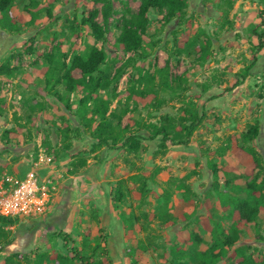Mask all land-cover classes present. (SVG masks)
<instances>
[{
  "label": "rangeland",
  "instance_id": "1",
  "mask_svg": "<svg viewBox=\"0 0 264 264\" xmlns=\"http://www.w3.org/2000/svg\"><path fill=\"white\" fill-rule=\"evenodd\" d=\"M102 1L15 0L9 12L21 19L18 32L0 28V64L9 54H20L11 63L13 76L0 77V181L32 175L47 197L43 215L0 224V264L13 253L26 255L20 264H53L55 254L67 256L72 248L98 260L106 254H92L97 243L107 250L104 264H133L128 250L138 246L144 248L138 264H172L181 254L206 251L212 244L209 229L217 222L224 229L230 226L221 206L245 196V167L232 148L255 122L259 132L252 146L263 162L257 181L264 177V48H256L255 34L264 30V0H188L181 25L165 22L163 14L151 10L142 36L147 56H137L126 66L133 53L116 46L117 27L137 12L139 0H111L105 43L82 24L91 10L98 11L96 21L103 23ZM208 42L202 59L201 47ZM24 43L31 53L22 51ZM92 46L106 54L100 68L113 77L111 86L80 106L82 92H66L61 83H54L69 99L68 110L47 94L45 79ZM162 68L167 69L170 89L160 84L157 71ZM144 74L153 75L151 83L139 81ZM129 85L152 86L161 102L144 106L130 100L117 123L109 114L123 110L119 104H126ZM100 100L108 102L106 116L116 130L136 119L176 118L187 103L201 119L187 143L166 140L165 147L159 146L160 136L151 139L144 129H129L141 143L132 152L122 140L98 145L89 136L88 130L99 122L93 107ZM78 156L86 165L72 172ZM209 161L218 169L216 179ZM118 184L122 198L114 204L111 195ZM60 233L71 240L65 243L57 237ZM234 246L264 259V210L241 228Z\"/></svg>",
  "mask_w": 264,
  "mask_h": 264
},
{
  "label": "trees",
  "instance_id": "2",
  "mask_svg": "<svg viewBox=\"0 0 264 264\" xmlns=\"http://www.w3.org/2000/svg\"><path fill=\"white\" fill-rule=\"evenodd\" d=\"M14 1L0 0V28L10 34L18 32L17 22L21 21V19L11 15L9 12ZM102 2H104L102 9L103 23L99 24L96 21L98 11L91 10L83 17L82 24L89 28L96 40L105 43L106 26L112 13V3L111 0H103ZM187 7L188 0H139L137 12L130 18L123 19L122 23L117 27L116 46L123 53H133L132 56L128 57L124 66L129 64V60H134L137 56L142 59L147 56L144 53L142 36L145 34L146 27L148 26V14L151 10H156L158 13L163 14L165 22L176 20L177 24L181 25L185 20ZM255 34L258 38L256 48L260 50L264 48V30L259 34ZM33 41L34 38L32 37L28 42L32 44ZM209 44L210 42H208L207 46L201 47L202 59H205L207 56ZM21 49L26 54L31 53V46L27 43H24ZM18 55L20 54L11 53L4 59L0 64V77L10 78L13 76L15 67H12L11 63ZM63 58H65V55H63ZM106 58L104 50L95 46L90 47L83 54L73 55L69 60L68 66H64L63 69L54 68L47 75L45 79L47 94L56 98L70 110L69 99L54 89V83H61L66 92H82L83 97L79 101V104L80 106H84L97 91L108 89L111 86L113 77L100 68V66L106 63ZM253 65L254 62H251L246 69L249 70ZM157 73L161 78V86L164 89H170L171 86L166 78L167 69H159ZM119 75H121V71H119ZM152 80L153 75L144 74L139 81L151 83ZM151 88L152 86L148 89L147 87L139 88L129 85L126 91V104H119L123 110L120 113L111 112L109 114L110 118L120 123L122 116L128 111V102L130 100L135 105L141 103L144 106H148L153 101H157L159 104L161 101L150 90ZM108 108L109 104L105 100L95 103L93 113L98 117L99 122L94 129L88 130L89 136L97 140L98 145L113 146L122 140V144L132 152H137L141 147V143L138 136L129 129L134 128L136 131L144 129L151 139L160 136L161 141L159 146L165 147L166 140L183 144L187 143L201 119L197 110L193 108V104L187 103L181 107L182 114L176 118L164 116L160 122L136 119L128 121L123 128L116 130L109 123L106 116ZM258 132L259 124L257 122L250 124L247 130L241 133V144L239 146L235 145L232 148V152L239 163L245 167V187L243 189L245 196L232 197L228 206H221L222 211L226 213V217L230 220V226L228 229H224L221 223H215L214 227L209 229L212 235V244L206 251H193L186 255L181 254L178 258H175L172 264H189L190 262L191 264H216L220 260H228V264H264V259L258 260L252 253L247 252L244 247L234 246L238 241L241 228L247 223L255 221L259 212L264 210V177L260 181H257L263 162L259 153L252 146V142L257 137ZM127 133L128 135L126 136ZM63 134L67 137L66 132L64 133L63 131ZM67 144L66 149L69 146V143ZM85 165V158L81 156L76 157V160L72 162V172H77V170ZM209 168L216 179L218 177V169L215 163L209 161ZM215 190L221 200V192L218 191L217 187H215ZM111 196L114 204H117L121 200L122 191L120 184L113 188ZM12 220L9 217L0 216L1 225H8L12 223ZM34 229V226L30 227L29 232ZM57 237L61 238L65 243L71 240L68 234L60 233ZM192 237L195 241H200L197 235H192ZM6 243L9 244L10 242L7 241ZM99 250L104 251L107 255V250L100 243L95 245L92 254ZM143 252L144 248L140 246L128 250V256L132 259L133 264H138ZM106 255L104 256L106 257ZM92 256L83 255L79 249L72 248L67 256L55 254L52 259L54 260L53 264H68L70 262H76L77 264H104L105 257L94 260ZM184 256L187 257L186 260H183ZM23 257H26V255L13 253L5 258L4 264H20L19 262Z\"/></svg>",
  "mask_w": 264,
  "mask_h": 264
},
{
  "label": "built area",
  "instance_id": "3",
  "mask_svg": "<svg viewBox=\"0 0 264 264\" xmlns=\"http://www.w3.org/2000/svg\"><path fill=\"white\" fill-rule=\"evenodd\" d=\"M47 203L45 187L29 175L0 181V216L15 220L43 215Z\"/></svg>",
  "mask_w": 264,
  "mask_h": 264
}]
</instances>
